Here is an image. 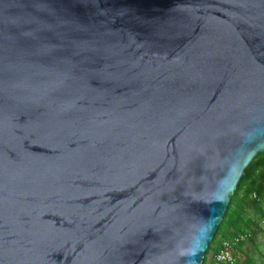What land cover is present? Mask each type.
<instances>
[{"label":"water","instance_id":"1","mask_svg":"<svg viewBox=\"0 0 264 264\" xmlns=\"http://www.w3.org/2000/svg\"><path fill=\"white\" fill-rule=\"evenodd\" d=\"M264 150V0H0V264H202Z\"/></svg>","mask_w":264,"mask_h":264},{"label":"trees","instance_id":"2","mask_svg":"<svg viewBox=\"0 0 264 264\" xmlns=\"http://www.w3.org/2000/svg\"><path fill=\"white\" fill-rule=\"evenodd\" d=\"M254 192L264 195V150L259 151L245 168V172L238 182L237 188L232 193L224 218L206 251L202 264H207L212 251L213 254L218 251L221 240L235 235H244L245 237L236 246L234 251L235 258L240 263L238 254H243L244 245L248 240H252L254 235L253 225L255 224V218L248 213L249 206L253 205L256 211L261 212L260 204L252 198ZM215 244H217L216 247H214ZM208 264L215 263L212 260ZM241 264H248V262L243 259Z\"/></svg>","mask_w":264,"mask_h":264},{"label":"built area","instance_id":"3","mask_svg":"<svg viewBox=\"0 0 264 264\" xmlns=\"http://www.w3.org/2000/svg\"><path fill=\"white\" fill-rule=\"evenodd\" d=\"M255 202L259 203L262 210L261 225L264 229V195H259L257 192L252 194ZM244 235H235L221 240L218 251L214 254L215 264H240L235 258L234 251L236 246L244 238ZM264 264V263H263Z\"/></svg>","mask_w":264,"mask_h":264},{"label":"rangeland","instance_id":"4","mask_svg":"<svg viewBox=\"0 0 264 264\" xmlns=\"http://www.w3.org/2000/svg\"><path fill=\"white\" fill-rule=\"evenodd\" d=\"M248 213L255 218V224L253 226V239L248 240L246 243L245 250L248 251L247 254L250 255V257L253 259V261L250 264H260L261 262H264V229L261 225L262 217H259V212L256 211V209L253 207V205L249 206ZM260 219V220H259ZM238 258L240 259V264L242 262V258H244V255L239 253Z\"/></svg>","mask_w":264,"mask_h":264},{"label":"crops","instance_id":"5","mask_svg":"<svg viewBox=\"0 0 264 264\" xmlns=\"http://www.w3.org/2000/svg\"><path fill=\"white\" fill-rule=\"evenodd\" d=\"M259 217L261 218L262 217V210H261V212L259 211ZM260 220V219H259ZM254 226V225H253ZM249 243V242H248ZM216 245L217 244H215V246L214 247H216ZM248 245V244H247ZM246 244L244 245V252H243V255H244V258H242V260L243 259H245L247 262H248V264H250L252 261H253V259L251 258L250 259V255L249 254H247L248 253V251L247 250H245V248H246V246H247ZM212 260L214 261V254H213V251L210 253V255H209V258H208V262H207V264L209 263V262H212ZM264 263V262H263ZM262 262L260 263V264H263Z\"/></svg>","mask_w":264,"mask_h":264}]
</instances>
